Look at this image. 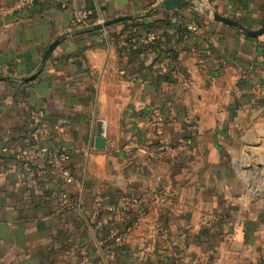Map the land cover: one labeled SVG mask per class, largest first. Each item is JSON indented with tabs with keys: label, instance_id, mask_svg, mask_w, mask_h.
Masks as SVG:
<instances>
[{
	"label": "crops",
	"instance_id": "obj_1",
	"mask_svg": "<svg viewBox=\"0 0 264 264\" xmlns=\"http://www.w3.org/2000/svg\"><path fill=\"white\" fill-rule=\"evenodd\" d=\"M163 1L19 7L0 0V75L43 71L22 85L28 96L4 95L7 79L0 80V153L8 145L14 156L40 119L50 134L35 147L68 149L73 174L69 181L53 171L40 176L35 155L31 171L8 159L13 170L0 176V264H264V33L248 35L210 12L205 57L196 52L203 32L196 23L180 62L154 60L152 51L132 55L126 21H150L153 10L203 12L193 0L169 8ZM198 1L249 28L263 25L264 0ZM80 9L96 24L131 19L78 32L72 20ZM141 37L134 46L152 41ZM61 54L67 61L56 60ZM151 63L165 78L148 72ZM154 139L161 144L150 147Z\"/></svg>",
	"mask_w": 264,
	"mask_h": 264
},
{
	"label": "trees",
	"instance_id": "obj_2",
	"mask_svg": "<svg viewBox=\"0 0 264 264\" xmlns=\"http://www.w3.org/2000/svg\"><path fill=\"white\" fill-rule=\"evenodd\" d=\"M191 6L193 7L194 5ZM154 12L157 14V16L152 17L150 21L143 20L142 22H140L139 20L133 19L125 22L126 26L123 30V34L126 35L125 37L127 39H129L130 51L132 55H143L148 51H152L156 53L155 57H153L154 60L156 58L162 57V58H168L172 60L174 63L180 62L181 60L179 55L181 50L183 49H187L188 51L191 50V48L188 47L187 44L189 42L192 43V41H194V36L190 28V25L192 23H196L198 27H201L203 29L201 37L199 39L197 38L198 39L197 43H195L196 52L201 57H205L207 55L205 49L202 47V44H204L205 42H209L208 40L210 39V31L207 28L206 22L204 21L205 15L210 14L209 10H204L202 14L194 18L192 16L189 17L186 14H181V15L178 13L166 14L163 11L160 12V10H153L152 12L148 13V15L151 16L153 15ZM84 25L87 26L88 28L91 26L89 31H91L92 33L93 32L96 33L98 32V30H100L94 27L96 25V19H94V17L91 16V14L88 18L87 24ZM172 27H174L175 30H172ZM141 30H145L147 32L156 30L158 34L156 38L151 42L145 43L141 47L134 46L137 42H133V40L136 39L137 41H139V37H141L142 34L139 35L138 32ZM193 46L194 45L192 44V48ZM59 56H56L57 57L56 60L67 61L66 58L68 57L67 54L66 55L61 54ZM171 67L173 68L178 66L172 65ZM147 70L151 75L156 76V79L158 80L165 78V76L167 75V74L166 75L158 74L153 66V63L147 65ZM6 75H10L12 76V78L6 80L7 90L5 91V93H3L4 95L10 94L18 98V94L21 92L24 96H28L27 92L22 86L23 84L26 83L23 77L21 76L19 77L13 71L9 72ZM41 75H43V71L38 75V77ZM31 105L32 107L37 106L36 102H31ZM48 111H47L48 114L47 117L49 121L52 124L56 123L54 121L53 118L54 115H52L51 110L48 109ZM27 133L28 132H25L23 136H26ZM155 139L153 140V142L149 143L150 147L161 144L159 143V141L155 142ZM8 159H14V157L13 156L9 157L5 153H0V160H8Z\"/></svg>",
	"mask_w": 264,
	"mask_h": 264
},
{
	"label": "built area",
	"instance_id": "obj_3",
	"mask_svg": "<svg viewBox=\"0 0 264 264\" xmlns=\"http://www.w3.org/2000/svg\"><path fill=\"white\" fill-rule=\"evenodd\" d=\"M49 0H18V6L19 7H30L36 3L39 2H46ZM59 4L62 6H66L69 2V0H56ZM194 3H196V7L200 11H204V7L200 6V3L198 0H193ZM90 16V12L87 9H80L75 11L74 18L72 20L74 25H77L79 27H87L84 24H87L88 18ZM103 22V21H102ZM190 28L193 32H196L197 27L192 24L190 25ZM157 34L147 33L144 34L141 39L143 41H150L154 40L156 38ZM157 67L161 66L163 67L164 71H167L169 69L165 68L164 65L161 63L160 60L157 61L156 64ZM175 70V69H174ZM261 93L264 97V83L261 85ZM28 132L26 136H23L21 140V148L17 150V153L15 152L13 157H16L17 159H22L23 164L26 170L31 171L33 168V163L29 160L31 155H35L39 159V164L37 165V173L40 176H43L47 171H53L55 174H59L60 177L63 178L64 181H69L73 174L67 164V160L69 158V152L68 149L64 148L62 149L59 154H50V150L46 147H38L36 148V142L42 138L46 137L50 134V129L41 122L40 119H38L35 123H33L30 128L26 131ZM1 150L5 154H9L11 152V149L8 145H3L1 147ZM9 156V155H8ZM9 160H0V176H4L5 174L10 173L13 169L11 164H8ZM8 164V165H7ZM9 166V167H8ZM119 242H124L123 239L118 238Z\"/></svg>",
	"mask_w": 264,
	"mask_h": 264
},
{
	"label": "water",
	"instance_id": "obj_4",
	"mask_svg": "<svg viewBox=\"0 0 264 264\" xmlns=\"http://www.w3.org/2000/svg\"><path fill=\"white\" fill-rule=\"evenodd\" d=\"M191 2L190 1H187V0H165L162 2V4L169 8V7H178V6H183V5H188L190 4ZM209 12H212V16L216 19V20H219V21H222L226 24H229V25H232L234 26L235 28L241 30L242 32L248 34V35H251V36H259V35H262L264 33V22H263V25L261 28L259 29H252V28H249L248 26L244 25L243 23L237 21V20H234L232 18H229L225 15H222L220 14L219 12L215 11V10H210L208 9ZM127 19H131V16H121V17H117V18H113V19H110V20H106L104 22H100L98 24H96L94 27L96 29H101L105 26H109L111 24H115L117 22H121V21H124V20H127ZM89 29L87 27H82V28H78L77 31L78 32H86L88 31ZM66 36H62L60 38H58L55 42H53V44H51V46L49 47L48 51L45 53L43 59H42V65L44 66L50 55L52 54L54 48L56 45H58ZM41 72V68L35 70L34 72H32L30 75L28 76H25L23 77L25 81H31V80H34L35 78H37V76L40 74ZM12 78V76L10 75H0V80L1 79H10ZM97 143L100 145V146H104L106 144V138L104 137H98L97 139Z\"/></svg>",
	"mask_w": 264,
	"mask_h": 264
}]
</instances>
